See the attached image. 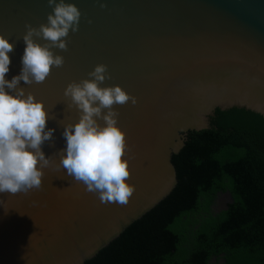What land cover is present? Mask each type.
<instances>
[{
  "label": "water",
  "instance_id": "obj_1",
  "mask_svg": "<svg viewBox=\"0 0 264 264\" xmlns=\"http://www.w3.org/2000/svg\"><path fill=\"white\" fill-rule=\"evenodd\" d=\"M65 3L81 17L79 30L65 38L67 51L50 49L63 66L43 83L19 85L45 104L47 128L55 132L42 151L52 162L42 169L39 189L0 193V264H86L172 194L178 185L173 157L189 134L212 129L217 110L264 117V0ZM53 8L48 0H0V35L14 45L6 79L21 72L25 26L46 25ZM101 64L111 78L100 86H120L137 101L113 108L125 133L126 182L135 187L126 205L101 203L98 193L57 167L66 149L64 127L80 118L64 90L91 79ZM217 203L227 212L234 199L227 192Z\"/></svg>",
  "mask_w": 264,
  "mask_h": 264
},
{
  "label": "trees",
  "instance_id": "obj_2",
  "mask_svg": "<svg viewBox=\"0 0 264 264\" xmlns=\"http://www.w3.org/2000/svg\"><path fill=\"white\" fill-rule=\"evenodd\" d=\"M210 126L173 157L172 194L86 264H264V117L217 110Z\"/></svg>",
  "mask_w": 264,
  "mask_h": 264
},
{
  "label": "clouds",
  "instance_id": "obj_3",
  "mask_svg": "<svg viewBox=\"0 0 264 264\" xmlns=\"http://www.w3.org/2000/svg\"><path fill=\"white\" fill-rule=\"evenodd\" d=\"M48 4L54 5V14L48 15L46 25L25 26L22 69L11 80L6 75L14 45L0 35V193L15 195L39 189L44 175L42 169L52 162L42 151V145L52 140L55 132L47 128L48 111L42 101H37L31 93L26 94L19 85L21 81L26 85L43 83L53 67L63 66L64 58L54 55L50 49L67 51L65 38L70 30L73 33L79 30L81 13L65 0L59 3L48 0ZM33 37L48 43L41 45ZM106 73L107 66L98 65L88 74L91 79L72 82L64 90V96L71 100L69 106L76 107L80 118L77 123L64 127L66 149L60 153L57 167L83 182L88 192L98 193L101 203L126 205L135 187L126 182L130 171L127 160L123 159L125 133L117 126L119 113L113 108L129 101L135 105L137 101L120 86L101 87L111 78ZM101 119L105 126L98 123Z\"/></svg>",
  "mask_w": 264,
  "mask_h": 264
},
{
  "label": "flooded vegetation",
  "instance_id": "obj_4",
  "mask_svg": "<svg viewBox=\"0 0 264 264\" xmlns=\"http://www.w3.org/2000/svg\"><path fill=\"white\" fill-rule=\"evenodd\" d=\"M221 209H222L221 206L218 205V203H217V201H216L214 207H212V212H213L214 214L218 215V213H220Z\"/></svg>",
  "mask_w": 264,
  "mask_h": 264
}]
</instances>
